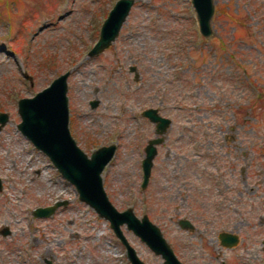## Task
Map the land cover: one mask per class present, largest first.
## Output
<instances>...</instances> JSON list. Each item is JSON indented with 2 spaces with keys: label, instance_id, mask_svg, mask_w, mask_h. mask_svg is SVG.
<instances>
[{
  "label": "rangeland",
  "instance_id": "1",
  "mask_svg": "<svg viewBox=\"0 0 264 264\" xmlns=\"http://www.w3.org/2000/svg\"><path fill=\"white\" fill-rule=\"evenodd\" d=\"M119 0H0V264H130L102 219L18 130V101L61 75L69 128L90 156L117 145L102 178L117 210L147 215L189 264H264V0H214L211 39L190 0H135L118 38L88 53ZM135 66L138 79L130 72ZM98 101L96 109L91 102ZM172 120L149 184L142 161L155 125ZM67 201L52 217L33 211ZM187 219L193 231L180 229ZM146 264H163L133 232ZM238 237L227 248L220 233ZM183 253V254H182Z\"/></svg>",
  "mask_w": 264,
  "mask_h": 264
},
{
  "label": "water",
  "instance_id": "2",
  "mask_svg": "<svg viewBox=\"0 0 264 264\" xmlns=\"http://www.w3.org/2000/svg\"><path fill=\"white\" fill-rule=\"evenodd\" d=\"M195 13V19L201 36L211 39L214 31L212 20L215 14L214 0H190ZM135 0H119L110 11L102 25L100 37L88 56L93 57L109 48L118 38ZM130 72L138 79L136 67H130ZM67 72L33 98H23L18 101V113L21 123L18 130L36 149L44 153L61 176L72 184L79 197V201L93 209L100 218L109 222L110 228L126 249V255L131 264H146L136 249L130 244L124 234L123 227L138 237L156 256L161 257L163 264H182L176 257L171 245L164 237L161 229L155 225L147 215L141 219L133 208L120 212L109 200L103 185L102 174L115 157L117 145L102 146L89 157L71 135L69 123V100L67 96ZM98 101L91 102V108L96 109ZM155 125L156 138L149 140L145 148V157L142 161L143 182L142 190L149 184L154 160L158 154V147L166 138L172 125V120L163 117L158 109H147L142 113ZM9 122L6 113H0V132ZM3 181L0 178V191ZM67 201L57 202L53 206L37 208L33 211L36 218L52 217L55 211L66 206ZM180 229L193 231L194 225L187 219L178 222ZM3 237L11 235L9 227L0 230ZM223 246L231 248L238 243V237L226 232L219 234ZM264 245V241H263Z\"/></svg>",
  "mask_w": 264,
  "mask_h": 264
},
{
  "label": "flooded vegetation",
  "instance_id": "3",
  "mask_svg": "<svg viewBox=\"0 0 264 264\" xmlns=\"http://www.w3.org/2000/svg\"><path fill=\"white\" fill-rule=\"evenodd\" d=\"M220 240V239H219ZM221 241V240H220ZM238 242H239V239H238ZM170 244V243H169ZM171 245V244H170ZM221 245H222V243H221ZM223 246V245H222ZM171 247H172V249H173V251H174V253H175V255H176V257H177V259L182 263V264H189L188 263V261H186L187 259H186V257H181L180 255H178L177 253H176V251L174 250V248H173V246L171 245ZM225 247V246H224ZM228 248V247H227ZM183 254V253H182Z\"/></svg>",
  "mask_w": 264,
  "mask_h": 264
}]
</instances>
